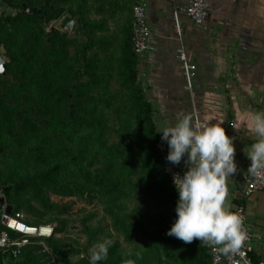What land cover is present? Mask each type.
I'll return each mask as SVG.
<instances>
[{
    "label": "trees",
    "instance_id": "1",
    "mask_svg": "<svg viewBox=\"0 0 264 264\" xmlns=\"http://www.w3.org/2000/svg\"><path fill=\"white\" fill-rule=\"evenodd\" d=\"M0 3L12 11L0 12V47L11 76L0 74V195L27 221L56 224V232L68 231L69 216L88 209L74 219L81 226L74 237L53 236L46 250L34 240L16 256L0 251V264L6 257L16 264H52V257L58 264H90L89 249L104 239L113 244L98 264L129 258L211 264L199 240L186 244L167 235L178 195L165 170L169 161L152 103L138 80L131 0ZM123 10L129 19L114 35L109 19ZM66 13L78 19L83 42L54 28Z\"/></svg>",
    "mask_w": 264,
    "mask_h": 264
},
{
    "label": "crops",
    "instance_id": "2",
    "mask_svg": "<svg viewBox=\"0 0 264 264\" xmlns=\"http://www.w3.org/2000/svg\"><path fill=\"white\" fill-rule=\"evenodd\" d=\"M155 50L140 58L138 80L151 101L157 129L174 125L182 114H198L205 123L223 121L233 137L237 172L229 179L230 202L251 161L247 156L255 136L250 114L264 111V0H205L208 16L203 24L174 8L186 0H144ZM195 65L190 85L178 50ZM189 86V87H188ZM161 145L166 155V141ZM187 154L179 168L187 170ZM248 224L254 234L251 255L264 259V190L245 201Z\"/></svg>",
    "mask_w": 264,
    "mask_h": 264
},
{
    "label": "clouds",
    "instance_id": "3",
    "mask_svg": "<svg viewBox=\"0 0 264 264\" xmlns=\"http://www.w3.org/2000/svg\"><path fill=\"white\" fill-rule=\"evenodd\" d=\"M250 131L255 142L246 153L251 163L247 172L264 182V111L250 114ZM223 121L198 124L192 114H182L174 125L161 126L162 140L168 144L166 159L179 164L187 154V170L173 175L178 191L176 219L167 235L184 243L193 240L224 254H236L247 240L245 217L230 202L229 179L237 172L233 137L226 134ZM111 239L95 243L90 264L107 259ZM131 256L129 250L126 253ZM137 252L136 256L139 257ZM123 264H135L131 258Z\"/></svg>",
    "mask_w": 264,
    "mask_h": 264
},
{
    "label": "built area",
    "instance_id": "4",
    "mask_svg": "<svg viewBox=\"0 0 264 264\" xmlns=\"http://www.w3.org/2000/svg\"><path fill=\"white\" fill-rule=\"evenodd\" d=\"M131 12V46L133 52L138 57V63H140V58L143 55L152 53L155 50L153 33L144 0H131ZM179 12L183 13L191 22L197 25L203 24L208 16V8L205 0H186L184 6L174 8V17L176 18L174 30L177 34L180 32L177 19ZM178 58L181 62L184 76L188 85H190L195 65L187 62L182 48L178 50ZM194 119L198 124L205 123L198 117V114H194ZM165 170L173 185V175L177 173L183 175L185 172L184 169L170 162L167 164ZM262 190H264V182H257L246 170L237 184L234 199L246 201L252 194ZM0 200H2V203L0 202V251L9 250L13 256H16L21 247L32 243L34 240L40 243L46 250L45 243L53 236L63 239L74 237L75 233L69 229L68 231L56 232V224L53 223H31L27 221V216L24 211H14L13 203H5L3 195H0ZM232 205L234 211H240L245 217L248 238L242 248L233 255H224L207 246L211 253V264H264V259L254 261L250 256L254 234L248 224V213L245 205ZM11 234H15L16 236ZM6 260L13 261L10 257H6L1 259V263L6 264ZM51 262L52 264H58L54 257H52Z\"/></svg>",
    "mask_w": 264,
    "mask_h": 264
},
{
    "label": "water",
    "instance_id": "5",
    "mask_svg": "<svg viewBox=\"0 0 264 264\" xmlns=\"http://www.w3.org/2000/svg\"><path fill=\"white\" fill-rule=\"evenodd\" d=\"M54 28L59 30L62 33H67L68 38L73 39L76 38L79 42H83L84 38L82 35H79L77 33L78 29V19L74 16H72L69 13L64 14L62 17H60L55 23ZM8 59L4 54H0V74L2 77H8L11 78V76L7 73L6 69V63ZM2 203V200H0ZM81 226L76 223H70L69 224V230H80ZM6 264H16V261H9L6 260Z\"/></svg>",
    "mask_w": 264,
    "mask_h": 264
},
{
    "label": "rangeland",
    "instance_id": "6",
    "mask_svg": "<svg viewBox=\"0 0 264 264\" xmlns=\"http://www.w3.org/2000/svg\"><path fill=\"white\" fill-rule=\"evenodd\" d=\"M3 11V12H12L9 8L3 6L1 3H0V12ZM94 14L91 13V16H93ZM129 19V15H128V12L126 10H123V11H120L119 13H117L116 15H114L113 17H111L109 19V29H110V32H112V34L114 35H117L121 32V29H122V26L123 24L126 22V19ZM80 35V34H79ZM0 54H4V49L2 47H0ZM79 206H82V203H77L76 205V208H78ZM95 209H98V216H101V212L99 210V207H96L95 206ZM88 212V209H86L85 213ZM83 212H79V211H75L73 214H71L69 216V219H73V223H76V224H79L78 222H76V220L74 219H78V218H81V216L84 214ZM27 216V215H26ZM47 217H43V220L46 219ZM71 232H75L76 230H70ZM13 236H16L15 234H11ZM78 237V236H77ZM140 240H142V238H139ZM84 240V236L82 234H79V241L82 242ZM119 240H121L119 238ZM122 246L124 247H128V245H126L125 243H122Z\"/></svg>",
    "mask_w": 264,
    "mask_h": 264
}]
</instances>
